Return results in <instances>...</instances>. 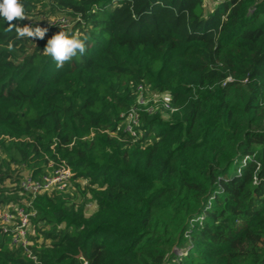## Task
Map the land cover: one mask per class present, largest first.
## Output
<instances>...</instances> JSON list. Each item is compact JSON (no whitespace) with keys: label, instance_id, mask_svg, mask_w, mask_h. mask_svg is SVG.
<instances>
[{"label":"trees","instance_id":"16d2710c","mask_svg":"<svg viewBox=\"0 0 264 264\" xmlns=\"http://www.w3.org/2000/svg\"><path fill=\"white\" fill-rule=\"evenodd\" d=\"M23 2L88 39L57 69L0 20V206L35 257L0 227V264H264V0ZM50 163L76 192L21 193Z\"/></svg>","mask_w":264,"mask_h":264},{"label":"built area","instance_id":"2783aa9c","mask_svg":"<svg viewBox=\"0 0 264 264\" xmlns=\"http://www.w3.org/2000/svg\"><path fill=\"white\" fill-rule=\"evenodd\" d=\"M59 20L62 21L64 27L68 25L66 17L63 16ZM137 88L139 91L137 102L140 105H144L146 100L143 96L142 86L139 85ZM169 99L170 97L168 94H163L161 96L163 105L166 108H171L169 105ZM137 109H139V106L131 109L126 117L124 126V129L133 135L135 134V126L138 123ZM149 110H151V108H149ZM171 110L173 109L171 108ZM49 167L50 169L40 178H33L29 174L23 176L19 182L20 192L30 194L31 197H33L38 193L68 189L73 175L71 169L61 163H58L56 166L49 164ZM29 203L30 201H26V205H29ZM10 204H8L9 206L6 205L7 207L5 206L0 209V227L4 232L10 234V244L12 246L23 247L28 256L35 258L30 253V248H28L30 240L27 238L30 216L34 213L32 210L27 211L25 206L13 203Z\"/></svg>","mask_w":264,"mask_h":264},{"label":"clouds","instance_id":"9594fccd","mask_svg":"<svg viewBox=\"0 0 264 264\" xmlns=\"http://www.w3.org/2000/svg\"><path fill=\"white\" fill-rule=\"evenodd\" d=\"M31 20L26 11L23 0H0V20L8 24L7 31H15L17 39L43 40L49 29L39 25H24L22 27L12 23L14 20ZM88 37H81L71 30L61 29L47 40L43 49V55L50 57L57 69H61L65 63L71 61L77 55H83L86 51V40ZM8 50H13L12 43H9Z\"/></svg>","mask_w":264,"mask_h":264},{"label":"rangeland","instance_id":"374dc122","mask_svg":"<svg viewBox=\"0 0 264 264\" xmlns=\"http://www.w3.org/2000/svg\"><path fill=\"white\" fill-rule=\"evenodd\" d=\"M214 1L215 0H204L205 9L209 10L214 5ZM41 14L45 15V16L30 17L31 20L27 19L26 22L28 21V23H31L32 26L39 25L41 27H47L49 29L47 35L45 36L47 39L51 38L54 34L58 33L61 29H64V30L69 29V27L72 24V17L71 16H66V19L68 21V25H67L68 28H65L62 25V21L59 20L61 17H63V15H60V14H57V15L48 14L47 15V13H41ZM154 98H155V94L148 92V94L146 95V99L145 100L149 101V100L154 99ZM21 174H22V177H23L25 175H28V172H27V170L23 169ZM83 184H84V182H83ZM8 185L11 186V184H8ZM67 191L76 192V187L72 184V182L70 183L69 188H68ZM7 206H9V205L7 204ZM2 208L3 207L0 206V209H2ZM94 209H95V204H94V202H91L90 204L87 205L86 213L89 214Z\"/></svg>","mask_w":264,"mask_h":264}]
</instances>
